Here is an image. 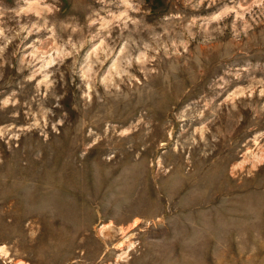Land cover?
Wrapping results in <instances>:
<instances>
[{
    "label": "rangeland",
    "instance_id": "374dc122",
    "mask_svg": "<svg viewBox=\"0 0 264 264\" xmlns=\"http://www.w3.org/2000/svg\"><path fill=\"white\" fill-rule=\"evenodd\" d=\"M0 264H264V0H0Z\"/></svg>",
    "mask_w": 264,
    "mask_h": 264
}]
</instances>
